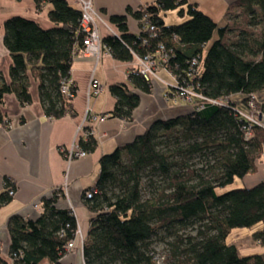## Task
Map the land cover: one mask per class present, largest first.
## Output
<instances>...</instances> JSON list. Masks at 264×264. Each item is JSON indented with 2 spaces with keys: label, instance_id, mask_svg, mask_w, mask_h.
<instances>
[{
  "label": "trees",
  "instance_id": "trees-1",
  "mask_svg": "<svg viewBox=\"0 0 264 264\" xmlns=\"http://www.w3.org/2000/svg\"><path fill=\"white\" fill-rule=\"evenodd\" d=\"M35 2L38 10L49 3V18L58 27L45 30L23 17L6 21L4 45L13 63L9 83L0 73V125L5 128L10 124L2 112L7 94H14L22 106L32 103L30 73L40 81L46 117L75 116L73 98L63 95L61 86L71 79L73 59L84 49L81 10L65 0ZM174 10L188 20L167 26L163 15ZM237 11L240 21L232 19ZM129 13L138 21L146 16L156 29V37L148 32L129 34L126 17H112L122 35L103 38V43L115 59L130 62L132 51L153 53L163 44L175 75L186 76L191 60L200 59L197 90L208 98L241 99L264 92V0L231 4L222 28L187 0H157ZM258 17L261 20L255 22ZM216 31L219 38L206 51ZM236 31L239 36L234 38L231 35ZM129 81L142 92L152 90V83L136 70ZM72 91L77 92L74 84ZM110 91L117 101L112 115L130 121L140 105L139 95L125 85L112 86ZM161 132H184L183 140L176 139L174 147L159 149ZM81 146L90 154L98 142L92 138ZM209 154L217 155L218 165L210 166L212 173L208 176L188 163L192 156ZM262 158L264 129L255 127L254 137L246 141L232 108L207 103L185 116L155 122L133 143L104 154L99 161L98 192L86 201L93 217L83 244L85 264H264V256L241 257L237 247L227 243L234 229L264 223V182L253 188L217 193L218 188L227 187L236 178L254 174ZM148 169L159 171L165 181L160 190L146 198L143 178ZM6 183L7 191L13 188L9 181ZM58 198L55 192L53 197L42 199L37 220L18 215L9 219L13 264H61L66 246L76 238L79 227L72 211L56 208ZM193 219L206 220L200 232L203 239L198 243L175 231L176 226L185 228ZM164 228L174 230L176 237L170 243V256L161 262L151 248V238ZM253 237L264 245V230ZM0 264L8 263L0 257Z\"/></svg>",
  "mask_w": 264,
  "mask_h": 264
},
{
  "label": "crops",
  "instance_id": "crops-1",
  "mask_svg": "<svg viewBox=\"0 0 264 264\" xmlns=\"http://www.w3.org/2000/svg\"><path fill=\"white\" fill-rule=\"evenodd\" d=\"M65 1L78 9L81 7V0ZM187 1L189 4H196L200 11L222 28L227 24L228 7L238 0ZM92 2L100 13L101 37L107 38L113 34L122 35L117 24L112 22V17H126L128 33L138 35L140 23L129 11L137 12L157 0ZM49 9V3H45L42 9L38 10L35 0H0V73L8 83L13 60L4 45L6 21L13 17H23L36 22L45 30H50L58 25L50 20ZM174 12L178 10L163 15L167 26L176 25L167 22L169 14ZM187 20L188 17H183L180 24ZM134 63V60H117L106 51H103L98 60L86 57L83 53L74 57L70 79L77 87L72 101L75 113L73 117H46L40 98V81L32 73L30 105L22 106L14 94L4 97L2 112L10 122V128L0 125V257L8 264H13L10 257L11 236L7 227L11 217L18 215L37 220L41 215L42 199L51 198L56 192L59 196L56 208L73 212L79 230L86 239L93 215L86 206L84 193L96 187L98 183L101 157L111 154L116 148L133 143L155 122L190 112V105L185 102L174 105L167 101L169 85L174 84L175 80L165 70L158 72L160 80L152 83L150 93L134 88L129 81V75L134 71ZM94 80L103 87L100 94L93 91ZM115 85H125L140 97V105L133 111L130 121L112 115L117 101L110 88ZM260 94L264 104V92ZM89 111L109 116L106 121L97 125L98 147L85 157L68 160L60 149H69L74 145L77 130ZM6 181L15 189L14 196L8 194ZM241 182L244 188H253L264 182V158L257 163V171L241 178ZM77 246L73 252L61 259V264H85L79 241ZM237 249L239 251L238 247Z\"/></svg>",
  "mask_w": 264,
  "mask_h": 264
},
{
  "label": "built area",
  "instance_id": "built-area-1",
  "mask_svg": "<svg viewBox=\"0 0 264 264\" xmlns=\"http://www.w3.org/2000/svg\"><path fill=\"white\" fill-rule=\"evenodd\" d=\"M80 5V29L86 36L84 49L82 51L83 55L98 60L103 51L111 54V49L104 45L103 38L100 34L99 11L95 8L92 0H81ZM139 23L140 31L138 35L148 32L151 37H156V35H154L156 29L154 25L147 20L146 16H144ZM112 36L120 37L121 35L113 34ZM132 54L134 57L133 60L135 61L134 70H136L146 81L153 83L154 81L160 80L158 75L160 70L167 71L175 80L174 84L169 85V90L166 94L168 102H171L174 105H177L180 102H185L190 105V112L203 109L207 103L232 108L235 116L240 120L241 131L246 141H250L254 137L255 127H261L264 129V104L255 94L244 98L242 97L241 99L219 98L218 100H214L204 96L203 93L197 90L199 87L198 80L200 79L201 73L199 58L195 57L191 60L187 75L182 76L181 74L175 75L173 73V66L170 62V53L163 44H160L153 53L140 55L132 51ZM72 86L73 83L71 80L63 81L61 86L62 94L74 98L75 94L72 91ZM92 88L95 94H100L103 90L102 85L97 80L92 82ZM108 117V115L96 114L89 111L84 122L77 130L74 145L69 149L62 147L60 149L62 155L68 160H74L88 155L89 153L82 148L81 143L83 141L87 142L92 138L99 142L96 132L97 125L106 121ZM8 128H10V124L7 129ZM97 192L98 191L95 187L86 191L84 193L85 200L93 199ZM8 194L14 196L15 189L8 187ZM77 241L80 242V247L83 250L85 239L80 230L76 233V238L70 241L66 246L67 254L73 252L78 247Z\"/></svg>",
  "mask_w": 264,
  "mask_h": 264
},
{
  "label": "rangeland",
  "instance_id": "rangeland-1",
  "mask_svg": "<svg viewBox=\"0 0 264 264\" xmlns=\"http://www.w3.org/2000/svg\"><path fill=\"white\" fill-rule=\"evenodd\" d=\"M188 17V16H185ZM223 18V17H222ZM183 17H181L178 12H174L173 14H169L167 22L173 23V24H180L182 22L181 20ZM232 19H237V21L241 20V14L239 11L235 12L232 15ZM261 18H256L255 22H259ZM234 38H237L239 36V31H236L232 33L231 35ZM219 38V33L216 31L214 33V37L210 41V43L207 45L205 50L207 51L212 44ZM258 99L262 101V95L259 94ZM163 136L159 139V149H165L166 146L174 147L175 140L176 139H182L184 132L180 133H173V134H165L161 132ZM180 137V138H179ZM215 156L209 155H195L188 160V163L191 164L194 168L198 169L200 172L203 173V175L208 176L212 173V170H210V166L218 165V159ZM219 156V155H218ZM165 177L163 174H161L159 171L154 169H148L144 173L143 183H144V189L143 194L144 197H151V194L154 192V190H160L161 187L164 185ZM242 182L240 178H236L234 182L230 185H228L225 188H218L217 193L218 194H224L230 190L242 187ZM206 223V220H199V219H193L189 222V225L187 227H181L176 226L175 231L178 232L179 235H182L184 238L186 237H192L194 240V243H198L202 241L203 236L200 234L204 230V224ZM264 230V223H259L257 225H254L250 228H242V229H234L230 235L227 238V243L229 245H235L239 248V255L241 257L251 256V255H262L264 256V245L257 242L253 235L258 231ZM171 229H162L160 230L156 235H154L151 238V248L156 252V255L158 259L161 262H164L165 258H168L170 256V243H172L175 240V232Z\"/></svg>",
  "mask_w": 264,
  "mask_h": 264
},
{
  "label": "water",
  "instance_id": "water-1",
  "mask_svg": "<svg viewBox=\"0 0 264 264\" xmlns=\"http://www.w3.org/2000/svg\"><path fill=\"white\" fill-rule=\"evenodd\" d=\"M186 115H187V114H186ZM181 116H185V114H183V115H178V116H176V117H181ZM176 117H173V118H176ZM173 118H169L168 120L173 119Z\"/></svg>",
  "mask_w": 264,
  "mask_h": 264
}]
</instances>
